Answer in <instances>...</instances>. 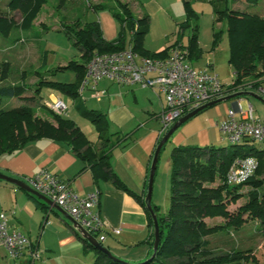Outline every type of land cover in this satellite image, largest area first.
<instances>
[{"label": "trees", "instance_id": "trees-1", "mask_svg": "<svg viewBox=\"0 0 264 264\" xmlns=\"http://www.w3.org/2000/svg\"><path fill=\"white\" fill-rule=\"evenodd\" d=\"M208 1L213 5L215 21L227 23L228 62L234 72V80L228 87L223 85L224 89L231 94L234 91L261 88L264 81V15L231 8L229 2L232 0ZM243 1L250 4L264 2V0ZM44 3V0H10L9 6L14 10H20L23 19L20 23H15L12 18L3 15L0 11V31L4 34L9 33L10 29L16 25L24 30L30 29ZM95 8L107 7L104 4H98ZM115 8L114 15L120 20L121 28L118 37L114 40H107L104 37L102 27L97 21L78 20L70 25H63V30L73 40L74 45L82 51L83 62L71 60L68 64L54 69L40 71L41 68H39L32 71L39 76L32 96L26 95L28 88H31L25 84L26 71L21 74V83L0 84V157L16 153L30 142L41 138L70 146L86 164L82 171L92 168L95 182L111 181L117 188L128 191L141 201L152 229L149 243L153 252L155 238L152 213L146 206L145 199H139L136 193L113 171L110 161L113 147L128 142L131 135L120 132L111 133L106 115L85 105L79 93V87L85 76L87 64L95 52L106 53L127 48L125 40L127 29L131 31L129 47L143 56H167L179 42L160 51L147 49L145 39L150 30L149 15L136 16L130 4L121 0H116ZM184 8L187 19L182 22L181 27L186 28L191 26V21L194 22L188 44L182 43L189 50L188 58L191 62L192 59L202 57L203 49L199 43V25L195 18L197 14L191 0H184ZM220 36V32L214 33V46L218 44ZM12 72L9 61L1 62L0 82H5ZM56 72H74L75 80L51 79L50 77ZM45 87L70 97L77 112L91 120L98 132L97 145L93 144L75 120L51 110L45 105L44 99L40 101L39 106L44 115L37 113L36 100L37 97L43 98L41 91ZM14 98L21 99L24 104L11 108L3 107L5 101ZM250 155L260 159L258 171L242 185L229 184L226 174L232 163L237 158ZM171 159L170 209L166 214H160V207L152 202L158 216L161 236L155 256L142 263L125 262L96 248L77 231L86 246L97 252L93 264H239L244 261L256 263L257 258L253 256L251 250L217 253L211 248L209 237L225 228L240 227L245 222L243 216L248 214L260 220L262 226L260 233L264 239V147L257 148L252 145L246 148L238 143L228 147L178 145L174 147ZM245 186H249L250 189L247 193H242ZM243 196H246L245 203L236 213L230 211L229 205L237 203ZM217 217H222L224 222L211 225L209 219ZM13 230L10 228V231ZM94 235L97 236V234ZM25 253L26 251L21 256L13 258L7 252L8 256L14 260L20 259Z\"/></svg>", "mask_w": 264, "mask_h": 264}, {"label": "crops", "instance_id": "crops-1", "mask_svg": "<svg viewBox=\"0 0 264 264\" xmlns=\"http://www.w3.org/2000/svg\"><path fill=\"white\" fill-rule=\"evenodd\" d=\"M147 49L151 50L149 47ZM52 97L64 100L60 94L53 91L48 94V98ZM82 99L88 108L103 112L108 119L109 127L111 125L118 127L119 130L115 132L131 135L128 142L113 147L110 161L113 171L139 199L144 200L156 148L175 123L164 128L159 119L166 106L165 93L156 87H143L140 84L120 85L104 78L95 87H87L82 93ZM207 110L190 118L173 133L171 137L174 145L209 146L214 145L213 141L218 136L221 138L218 128L221 120L216 121ZM78 116L83 117L79 113ZM92 128L91 133L96 135L97 140L88 138L97 145L98 132L96 127ZM85 165L70 146L46 138L30 142L22 150L0 157V173L25 183L28 177L44 169L54 172L59 179L69 183L82 196L99 189L101 191L99 209L104 220L102 233L106 235L105 240L99 242L112 254L120 258L126 257L130 262L148 258L152 253L149 243L152 229L141 201L128 191L117 188L111 181L95 182L92 168L82 171ZM153 203L160 207L158 200ZM3 212L9 218L10 228L27 236L40 253L39 258L32 259L30 250L27 249L20 259L6 262L10 264L95 262L97 252L88 248L82 241L73 222L68 219L69 214L66 211L49 207L33 193L11 182L0 180V213ZM114 229H120V233H115ZM0 245L3 246L1 243ZM3 248L5 249L4 246ZM4 253L7 254L6 249Z\"/></svg>", "mask_w": 264, "mask_h": 264}, {"label": "rangeland", "instance_id": "rangeland-1", "mask_svg": "<svg viewBox=\"0 0 264 264\" xmlns=\"http://www.w3.org/2000/svg\"><path fill=\"white\" fill-rule=\"evenodd\" d=\"M10 0H1L0 11L3 15L12 18L15 23H20L23 15L20 10H14L9 6ZM45 3L31 24L30 29L24 30L17 25L10 29L9 33L4 34L0 31V63L9 61L13 69L12 74L5 82L6 83H21V74L26 71L25 84L28 87L26 95L32 96L34 88L39 78L34 72L35 70L45 71L54 69L60 65H66L71 60L82 61V51L75 46L73 40L63 30L64 24H72L75 21L100 23L104 30L105 37L109 40L116 38L121 28L120 20L114 15L116 10V0H44ZM128 2L134 14L141 17L148 14L151 19L149 33L145 39V46L151 50H163L174 44H188L189 36L192 34L194 22L191 21V26L182 28V22L187 19L184 8V0H121ZM192 6L197 14L195 16L199 25V43L203 48V55L199 59H192L191 64L196 69L208 68L212 72L219 75L223 84L226 87L230 86L234 80V72L229 64V39L227 31V23L225 21L216 22V16L213 11V5L208 0H191ZM98 4H104L107 8H95ZM231 8L241 9L247 12H258L264 15V2L259 4H250L243 0H232L229 2ZM218 31L221 36L218 44L214 46V33ZM130 29L126 30L125 40L127 47L130 44ZM25 40V41H23ZM45 64V65H44ZM211 65V66H210ZM213 65V67H212ZM57 81H73L75 80L74 72H56L50 77ZM248 91L261 96L258 99L250 95H241L223 102H220L210 108L209 115L216 121L226 118L227 111L232 105L240 100L244 109H247L249 104H253L255 117L264 122V81L261 88H250ZM52 92L50 88H43L41 96L36 100L37 113L44 115L42 109L39 108L40 101L48 99V94ZM59 94L56 91H53ZM69 106L68 117L74 119L86 135L91 140H97L96 135L91 133L95 129L91 120L78 116L76 108H74L72 99L64 94H60ZM226 96V95H225ZM24 104L21 99L14 98L5 101L3 107L11 108ZM111 125V124H110ZM110 132L119 130L118 127L111 125ZM217 136V135H216ZM218 138V139H217ZM213 144L217 147L231 146L232 143L226 136L221 134ZM246 148L252 145L260 148L262 145L257 141H244ZM172 137L164 145L157 165V171L153 186L152 202L158 200L160 204V214H166L171 206V172H172V151L174 147ZM195 146V145H192ZM264 147V145H263ZM250 187L245 186L242 193H247ZM246 196L242 197L237 203H231L229 210L233 213L238 211V208L244 204ZM245 222L238 228H225L209 238L211 240V248L217 253L234 250H251L253 256L257 258L256 263L252 261H244L239 264H263L264 263V239L260 233L261 222L257 218H253L248 214L243 216ZM224 219L217 217L210 218L211 225L222 223ZM98 239V236H97ZM99 240V239H98ZM5 249L0 245V264H10L12 258L4 253ZM112 253V252H111ZM151 255L141 261H147ZM114 255V254H113ZM115 258L125 262L126 257L120 258L114 255ZM14 261V260H11ZM136 263V262H134Z\"/></svg>", "mask_w": 264, "mask_h": 264}, {"label": "built area", "instance_id": "built-area-1", "mask_svg": "<svg viewBox=\"0 0 264 264\" xmlns=\"http://www.w3.org/2000/svg\"><path fill=\"white\" fill-rule=\"evenodd\" d=\"M188 57L189 50L182 44L173 47L164 57L143 56L131 47L114 52H95L87 64L79 93L82 96L87 87H95L104 78L120 85L156 87L165 93L166 106L159 119L167 128L188 112L227 94L217 73L208 68H194ZM44 103L58 114H69V106L62 98L44 99ZM218 128L232 143L245 145L244 141L252 140L259 142L261 147L264 145V122L255 117L253 104L244 109L241 101L237 100L228 109L226 118L219 121ZM259 167L260 159L256 156L237 158L228 169L226 180L231 185H242L255 175ZM26 183L54 201L81 227L97 234L99 241L105 240L99 189L82 196L54 172L44 169L28 177ZM114 232L120 233V229H114ZM0 243L13 258L21 256L27 249L33 259L40 257L27 236L16 230L10 231L5 213L0 214Z\"/></svg>", "mask_w": 264, "mask_h": 264}, {"label": "water", "instance_id": "water-1", "mask_svg": "<svg viewBox=\"0 0 264 264\" xmlns=\"http://www.w3.org/2000/svg\"><path fill=\"white\" fill-rule=\"evenodd\" d=\"M241 95H250V96H254L258 99H261V96H259L256 93L250 92V91H239V92H234L231 94H228L226 96H223L221 98L209 101L205 104H203L202 106L198 107L197 109L188 112L187 114L183 115L181 118H179L171 127V129L164 135V137L161 139V141L159 142L156 151L154 153L153 156V160H152V165H151V171H150V176H149V185H148V191L146 194V206L148 207V209L150 210V212L152 213V217H153V221H154V251L152 256L150 257L149 260H151L155 254L156 251L159 247V243H160V227H159V222H158V216L157 213L154 210L153 207V203H152V195H153V186H154V180H155V175H156V171H157V165H158V161H159V156L161 153V150L164 146V144L169 140V138L173 135V133L181 126L183 125L185 122H187L190 118L194 117L195 115H197L198 113H200L201 111L212 107L220 102L241 96ZM264 101V100H263ZM0 179L1 180H5L8 182H11L17 186H19L20 188L27 190L31 193H33L34 195H36L39 199L43 200L45 204H47L49 207H55L58 208L62 211H64L61 207H59L56 203H54V201H52L51 199L47 198L44 195H41L40 193H38L36 190H34L32 187H30L27 183H25L22 180H19L17 178L5 175L3 173H0ZM68 219L70 221L73 222V225L75 227V229L78 231V233L85 239H87L92 245H94L96 248L98 249H102L105 252H107L110 256L114 255L111 253V251H109L106 247H104L101 242H99V240L97 239V236L90 233L89 231H87L85 228L81 227L76 221L75 219L69 214L67 215Z\"/></svg>", "mask_w": 264, "mask_h": 264}, {"label": "flooded vegetation", "instance_id": "flooded-vegetation-1", "mask_svg": "<svg viewBox=\"0 0 264 264\" xmlns=\"http://www.w3.org/2000/svg\"><path fill=\"white\" fill-rule=\"evenodd\" d=\"M237 92H239V91H237ZM227 95V94H226Z\"/></svg>", "mask_w": 264, "mask_h": 264}]
</instances>
